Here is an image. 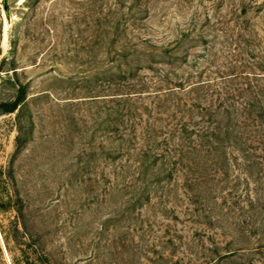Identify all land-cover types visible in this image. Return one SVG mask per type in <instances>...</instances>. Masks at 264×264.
<instances>
[{
	"label": "rangeland",
	"instance_id": "obj_1",
	"mask_svg": "<svg viewBox=\"0 0 264 264\" xmlns=\"http://www.w3.org/2000/svg\"><path fill=\"white\" fill-rule=\"evenodd\" d=\"M181 33L191 41L190 59L213 49L206 58L217 60L222 87L233 71L239 73L231 85L236 94L248 82L258 86L238 103L264 106V0H0V102L15 94V76L7 69L16 41L19 77L30 83L27 115L34 121L17 151L16 112L0 115V264H156L161 256L174 264L178 257L194 258L186 246L173 256L162 247L169 223L185 236L200 233L211 245L207 236L220 229L186 221L185 204L176 202L165 206L185 223L173 220L172 212L166 218L154 197L143 214L157 222L155 231L142 249H129L122 218L126 192L111 193L110 91L104 76H96L117 55L113 41L116 50L126 41L163 45ZM228 151L245 162L236 149ZM251 153L256 165L250 185L240 186L234 234L215 235L223 247L233 239V264H264V212L248 211L262 192L255 190L264 187V149ZM183 178L178 172L175 181Z\"/></svg>",
	"mask_w": 264,
	"mask_h": 264
},
{
	"label": "trees",
	"instance_id": "obj_2",
	"mask_svg": "<svg viewBox=\"0 0 264 264\" xmlns=\"http://www.w3.org/2000/svg\"><path fill=\"white\" fill-rule=\"evenodd\" d=\"M149 1L145 0V4ZM181 35L163 45L126 41L120 50L113 41L111 52L117 55L96 76L97 81L104 76L110 91L106 121L111 141L108 156L114 168L111 193L126 192L122 218L128 221L125 239L129 249H142L155 231L157 222L150 215L145 218L143 210L158 197L166 218L172 212L173 220L185 223L174 209L165 206L176 202L181 207L185 204L186 221L221 230L207 236L211 245L206 246L200 233L185 236L172 224H166L160 237L162 247L169 248L173 256L186 246L195 256L188 260L178 257L174 264H233L237 256L233 239L223 247L215 235L234 234L240 186L250 185L256 165L251 152L264 149V106L250 101L238 103V96L244 97L243 92L252 93L258 86L248 82V87L236 94L237 88L231 85L239 73L233 71L222 87L217 60L206 58L214 56L213 49L204 48L203 54L190 59L191 41H186L188 34ZM16 52L17 43L13 41L7 70L15 76L16 89L11 99L0 102V115L16 112L19 151L33 131L34 121L32 115H27L30 83L19 77ZM3 61L5 64L7 58ZM3 66L0 64V68ZM248 74L245 73L247 78ZM257 93L255 90V96ZM231 149L240 152L245 162L240 164L238 157L228 151ZM230 155L234 163H230ZM178 172L184 175L182 183L175 181ZM255 191L258 195L262 191L258 204L251 201L248 211L258 216L264 212V187L260 185ZM18 210L23 215V207ZM168 257L161 256L154 262L169 264Z\"/></svg>",
	"mask_w": 264,
	"mask_h": 264
}]
</instances>
